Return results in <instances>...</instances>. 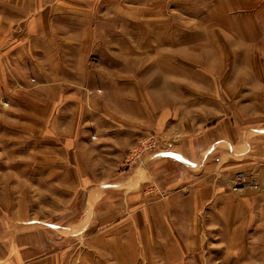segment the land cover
I'll return each instance as SVG.
<instances>
[{
    "label": "rangeland",
    "instance_id": "rangeland-1",
    "mask_svg": "<svg viewBox=\"0 0 264 264\" xmlns=\"http://www.w3.org/2000/svg\"><path fill=\"white\" fill-rule=\"evenodd\" d=\"M102 1L54 68L0 22V264H264V0Z\"/></svg>",
    "mask_w": 264,
    "mask_h": 264
},
{
    "label": "crops",
    "instance_id": "crops-1",
    "mask_svg": "<svg viewBox=\"0 0 264 264\" xmlns=\"http://www.w3.org/2000/svg\"><path fill=\"white\" fill-rule=\"evenodd\" d=\"M99 3H104L102 0H0V22H10L14 23L17 20H22L24 23L23 33L22 35L30 36V43H32L33 48L26 50H21L19 56L25 55V53H36L41 59L45 60L49 66L48 68H54L57 65V49L54 44L56 43L53 40H47V38H56L58 36H63V33H59L58 29L54 26L58 25V22L63 21H74V20H86L90 18L88 13L94 12L93 5H97ZM109 4L110 1H107ZM92 6V7H91ZM93 8V9H92ZM2 22V24H3ZM0 24V25H2ZM11 25H7L6 27L0 28V35L5 31H10ZM45 40V41H44ZM47 40V41H46ZM37 50V51H36ZM19 52V51H17ZM18 54H16L17 56ZM37 60V59H36ZM39 60V61H40ZM15 61H19L18 58ZM58 66V65H57ZM2 69V67H0ZM57 78L54 80V82ZM3 76L0 73V88L3 86ZM206 148V147H205ZM203 148V150H205ZM206 153V150L203 151ZM154 157V158H152ZM147 158L148 168L151 169V174L153 178L156 180H160L161 183L166 184L164 178L167 180H171L174 175L173 171L169 170L168 167H161L159 164L164 161L166 164L168 160L170 162H174L179 164V162L175 161L176 159L181 161L182 158L180 156L174 157L169 152L158 151L156 156H152ZM198 157V156H195ZM206 157V156H204ZM176 158V159H175ZM174 160V161H173ZM183 160V159H182ZM182 163V162H181ZM169 181V182H171ZM102 193L98 194L96 197L90 196L87 197L86 203L93 204L95 207H99L102 204ZM101 198V199H100ZM107 208V206L105 207ZM98 213V216H105L111 211H104L103 207ZM7 242H3V241ZM9 238H0V251L7 252L10 251V247L13 242H9ZM57 255V254H55ZM59 258V257H58ZM41 263L51 264V262H47L46 259L44 261L41 260Z\"/></svg>",
    "mask_w": 264,
    "mask_h": 264
},
{
    "label": "bare ground",
    "instance_id": "bare-ground-1",
    "mask_svg": "<svg viewBox=\"0 0 264 264\" xmlns=\"http://www.w3.org/2000/svg\"><path fill=\"white\" fill-rule=\"evenodd\" d=\"M223 12V11H222ZM222 26L224 27V28H226L227 30H228V28H229V26H228V24L226 23V22H224L223 21V23H222ZM249 41H252V44L251 45H248V47H252L251 49H253V48H255V49H260V47L262 46V44L264 43V39L262 38H258L257 40H255L254 39V37L253 36H249ZM254 40L256 41V43H254ZM202 49H205V46L202 48ZM204 52V51H203ZM200 53H202V52H200ZM208 53H209V51H208ZM194 54V53H193ZM204 56V55H203ZM248 56V55H247ZM205 57V56H204ZM204 57H202V58H204ZM244 56H242V58H243ZM206 58V57H205ZM205 58L203 59V60H205ZM246 58V57H245ZM245 58H243V62L245 61ZM254 60H256L254 57H252V58H247L246 59V62H248V63H254ZM206 61V60H205ZM244 64V63H243ZM246 65V64H245ZM249 66V65H248ZM243 75H244V73H242ZM241 74V75H242ZM258 74V75H257ZM242 75V76H243ZM238 76H240V75H238ZM247 78L249 77V75L247 76V74L245 75ZM244 76V77H245ZM259 73H258V70H256L255 72H253V74H251L250 73V77L251 78H259ZM237 77V76H236ZM245 77V78H246ZM246 78V79H247ZM244 79V78H243ZM238 80V79H237ZM148 95V94H147ZM149 97V96H148ZM152 97V96H151ZM153 99V98H152Z\"/></svg>",
    "mask_w": 264,
    "mask_h": 264
},
{
    "label": "built area",
    "instance_id": "built-area-1",
    "mask_svg": "<svg viewBox=\"0 0 264 264\" xmlns=\"http://www.w3.org/2000/svg\"><path fill=\"white\" fill-rule=\"evenodd\" d=\"M153 146V142H150V145H149V147H152ZM243 181L244 180H242V179H237V180H235L234 181V183H235V185H238V184H241V183H243ZM235 188V187H234ZM234 190H236V189H234Z\"/></svg>",
    "mask_w": 264,
    "mask_h": 264
}]
</instances>
